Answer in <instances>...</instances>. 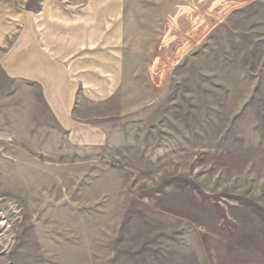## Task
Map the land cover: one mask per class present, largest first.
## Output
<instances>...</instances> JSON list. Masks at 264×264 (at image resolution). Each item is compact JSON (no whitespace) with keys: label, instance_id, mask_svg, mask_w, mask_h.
<instances>
[{"label":"rangeland","instance_id":"1","mask_svg":"<svg viewBox=\"0 0 264 264\" xmlns=\"http://www.w3.org/2000/svg\"><path fill=\"white\" fill-rule=\"evenodd\" d=\"M129 1L182 14L157 49L155 96L115 128L114 151L68 147L39 102L15 110L17 134L0 132V264H204L181 253L163 186L197 154L264 150V0Z\"/></svg>","mask_w":264,"mask_h":264},{"label":"crops","instance_id":"2","mask_svg":"<svg viewBox=\"0 0 264 264\" xmlns=\"http://www.w3.org/2000/svg\"><path fill=\"white\" fill-rule=\"evenodd\" d=\"M130 5L0 0V132L12 134L15 110L26 115L29 103L39 102L68 147L118 150L115 128L140 120V104L154 98L149 74L157 49L170 48L182 19L180 10L173 18L171 5L163 17ZM210 151L194 157L193 174L163 186L164 213L179 221L181 253L204 264H264V150Z\"/></svg>","mask_w":264,"mask_h":264}]
</instances>
